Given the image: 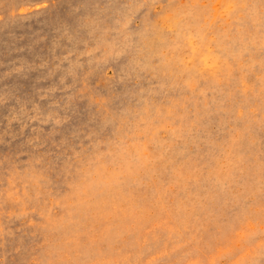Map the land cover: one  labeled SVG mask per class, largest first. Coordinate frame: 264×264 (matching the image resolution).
I'll return each instance as SVG.
<instances>
[{
	"label": "rangeland",
	"instance_id": "1",
	"mask_svg": "<svg viewBox=\"0 0 264 264\" xmlns=\"http://www.w3.org/2000/svg\"><path fill=\"white\" fill-rule=\"evenodd\" d=\"M0 264H264V0H0Z\"/></svg>",
	"mask_w": 264,
	"mask_h": 264
}]
</instances>
